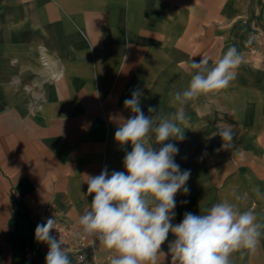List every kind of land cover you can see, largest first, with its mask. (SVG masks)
I'll return each instance as SVG.
<instances>
[{
    "label": "crops",
    "instance_id": "0c3cea01",
    "mask_svg": "<svg viewBox=\"0 0 264 264\" xmlns=\"http://www.w3.org/2000/svg\"><path fill=\"white\" fill-rule=\"evenodd\" d=\"M232 45L243 60L230 86L190 101L185 139L165 141L190 170L173 225L221 201L264 222V4L0 0V264H45L48 245L35 229L48 206L82 232L78 220L93 199L87 176L126 171L131 145L114 136L120 118L133 115L124 107L133 90L146 116L149 106L174 112L170 93L187 87L191 61L206 56L212 66ZM222 129L233 134L226 149ZM174 239L169 233L158 264H171ZM112 254L97 243L87 261L69 258L109 264ZM231 262L264 264V235L255 253L235 252Z\"/></svg>",
    "mask_w": 264,
    "mask_h": 264
},
{
    "label": "clouds",
    "instance_id": "9594fccd",
    "mask_svg": "<svg viewBox=\"0 0 264 264\" xmlns=\"http://www.w3.org/2000/svg\"><path fill=\"white\" fill-rule=\"evenodd\" d=\"M253 40L250 35L245 46ZM242 60L243 54L235 45L228 47L212 66L206 56L198 62L192 60L194 71L188 85L170 93L175 111L166 115L149 106L152 115L146 116L139 89L125 99L124 107L133 115L126 120L120 118L114 139L122 148L131 145L132 150L123 159L126 171L109 175L105 167L99 175L87 176V195L93 199L78 220L83 238L98 240L113 253L109 264H158L161 245L169 233L175 237L169 243L171 264H232L233 253L239 251L243 255L245 251L257 250L264 235V222L258 221L254 209L241 211L233 202L215 203L199 215L186 212L182 221L173 225L175 196L178 192L189 193L186 183L190 170L181 171L174 160L179 148L165 143L185 139L189 119L185 106L202 95L227 89ZM216 135L221 137L225 149L231 145L230 129H222ZM154 144L162 146L157 150ZM255 191L260 195L259 189ZM246 198V194L235 196L237 201ZM55 223L54 217L48 218L35 229V239L48 245L45 264H72L64 242L51 235Z\"/></svg>",
    "mask_w": 264,
    "mask_h": 264
},
{
    "label": "built area",
    "instance_id": "2783aa9c",
    "mask_svg": "<svg viewBox=\"0 0 264 264\" xmlns=\"http://www.w3.org/2000/svg\"><path fill=\"white\" fill-rule=\"evenodd\" d=\"M55 218L54 229L51 235L64 242V247L68 251V255L78 262L88 260L93 252L94 246L99 243L98 240L91 238H83L80 231L76 230L70 221L60 218L53 206L46 207L41 223H45L48 218Z\"/></svg>",
    "mask_w": 264,
    "mask_h": 264
},
{
    "label": "rangeland",
    "instance_id": "374dc122",
    "mask_svg": "<svg viewBox=\"0 0 264 264\" xmlns=\"http://www.w3.org/2000/svg\"><path fill=\"white\" fill-rule=\"evenodd\" d=\"M250 4H264V0H250Z\"/></svg>",
    "mask_w": 264,
    "mask_h": 264
}]
</instances>
